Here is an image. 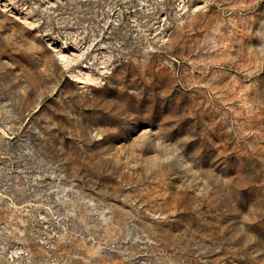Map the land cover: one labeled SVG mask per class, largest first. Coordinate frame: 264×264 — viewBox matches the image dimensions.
Returning <instances> with one entry per match:
<instances>
[{"label": "rangeland", "instance_id": "374dc122", "mask_svg": "<svg viewBox=\"0 0 264 264\" xmlns=\"http://www.w3.org/2000/svg\"><path fill=\"white\" fill-rule=\"evenodd\" d=\"M0 264H264V0H0Z\"/></svg>", "mask_w": 264, "mask_h": 264}]
</instances>
